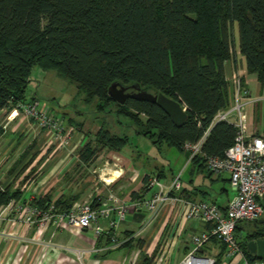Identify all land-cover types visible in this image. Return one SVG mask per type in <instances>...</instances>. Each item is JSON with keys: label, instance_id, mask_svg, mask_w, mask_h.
I'll use <instances>...</instances> for the list:
<instances>
[{"label": "trees", "instance_id": "1", "mask_svg": "<svg viewBox=\"0 0 264 264\" xmlns=\"http://www.w3.org/2000/svg\"><path fill=\"white\" fill-rule=\"evenodd\" d=\"M236 50L264 96V0H0V110L38 100L26 95L37 69L56 72L76 85L85 102L96 101L97 119L113 115L121 126L125 118L135 134L155 146L184 152V144L197 143L208 130L203 157L188 162L192 186L195 172L210 173L204 157L222 158L234 144L237 127L213 120L232 104L225 64L234 61ZM112 83L162 93L186 108L187 119L176 127L156 103L128 99L119 105L107 92ZM94 137L93 144L78 151L84 165L104 151L120 153L129 143L126 134L110 130L104 121ZM153 175L165 177L162 170ZM147 191L143 186L142 194ZM198 193L202 200L217 203L198 187L188 191L182 186L177 196L194 200ZM80 194L56 199L45 194L24 204L42 211L52 205L53 214H66ZM132 196L136 200L138 195ZM22 198L20 190L0 183V208ZM247 224L252 229L244 232L239 224L235 230L238 246L246 261L264 264L246 248L249 241L264 237V214ZM211 242L219 244L215 264H222L225 246L216 239Z\"/></svg>", "mask_w": 264, "mask_h": 264}, {"label": "crops", "instance_id": "2", "mask_svg": "<svg viewBox=\"0 0 264 264\" xmlns=\"http://www.w3.org/2000/svg\"><path fill=\"white\" fill-rule=\"evenodd\" d=\"M228 75H231V78ZM235 75L244 80L247 101L251 96L249 91L250 82L256 84L258 96L261 94L256 78L246 73L244 60L239 55L238 50L235 52L234 61L225 64V76L229 84L231 80L233 83ZM30 86L36 91V83L33 77H31ZM31 97L36 98V92L35 96L33 93ZM234 97L232 92L233 100L229 109L234 106ZM259 98L264 99V96ZM246 99H244V103L247 102ZM65 124L63 123L64 127ZM69 125L71 127L67 128L66 131H70V136L74 130L72 124ZM247 134L260 135L262 131L250 122ZM45 135H47L46 132L37 130L34 120H28L20 111L14 109L0 110V183L11 185L15 191L20 190L24 199L38 198L45 194H51L52 198L56 199L60 196L75 194V192L71 194L59 193L61 188L56 190L53 189L55 186L51 187L54 173L56 171L57 174L62 173L69 163L59 160L58 155H54L61 148L53 137L54 143L52 140L48 141L45 148L46 151L50 150L48 155L52 154L51 157L48 158L42 151L40 152L39 143L37 144L35 141L37 137L39 139V137ZM48 138L50 137L48 136ZM76 147L77 145H74L70 149V154ZM109 153H112L115 156L114 158H122L120 153ZM78 162L84 165L79 159ZM24 167L25 171L21 173ZM204 175L212 181L229 184L227 174V177H225V174L216 175L214 173H205ZM140 176L138 172H132L130 180L137 181V183L126 194H122L124 196L120 199L134 200L132 196L134 193L138 195L135 197L137 199L151 197L152 193L149 189L145 195L142 194L143 186L146 187V184L144 185L142 182L145 175ZM139 177L140 179H138ZM105 181H108V179ZM122 182L123 179L117 180L114 187L120 188ZM192 187H198V189L206 191L201 189L200 186L193 185L185 187V189L189 191L192 190ZM206 192L208 193L207 197L212 198L210 193ZM225 194V198L219 193L214 194L219 206L225 207L233 195ZM80 195L77 202L83 200L81 198L84 192L83 194L81 192ZM94 198L89 202H92ZM202 198L201 194L198 193L194 200L190 201L202 200ZM164 208V206H160L155 213L141 212L131 215L120 223L115 233L116 237L120 240L130 239L122 245L123 247L113 245L110 235L114 232L108 228L106 219H99V225L104 228V235L94 241L91 229L78 230L68 226L64 220L58 221L56 225L50 224L46 228L38 229L26 226L17 220L14 221L12 215H5L0 220V264H180L190 251V237L202 232L204 225L196 221L182 222L180 220V208L175 210ZM66 249L90 252L80 261L77 260L74 252L66 251ZM95 249H97V252H91ZM123 251H125L124 254L120 255ZM219 253V244L212 242L199 250V254L205 257L216 258ZM179 255L183 257L178 263H175ZM238 261V264H240L239 258L226 263L224 259L222 264H235Z\"/></svg>", "mask_w": 264, "mask_h": 264}, {"label": "built area", "instance_id": "3", "mask_svg": "<svg viewBox=\"0 0 264 264\" xmlns=\"http://www.w3.org/2000/svg\"><path fill=\"white\" fill-rule=\"evenodd\" d=\"M236 104L228 110L218 112L214 122L225 121L234 124L238 131L234 144L229 147L224 157H204L206 170L216 175L227 174L230 188L234 192L226 206L219 207L217 203L207 200L190 201L177 196L182 183L180 175L173 177L168 185L160 182L158 176L150 174L147 179V188L153 190L148 199L125 200L120 199L111 192L105 197L96 194L95 206L89 201L74 203L66 214H53V206L42 211L34 206L24 204L31 201L28 198L14 201L0 208V220L5 216H11L15 221L29 227L38 229L46 228L50 224L56 225L64 220L66 224L78 230L91 229L93 239L97 241L104 235V228L99 225V219L108 221V228L114 234L110 239L115 247H120L130 239H118L116 230L120 223L129 216L141 212L155 213L160 206L165 208H180V220L182 222L196 221L209 226L190 237V251L180 264H215V258L205 257L199 254V250L216 239L225 246L224 258L226 261L240 259V264L249 263L245 260L238 246L235 230L239 224L251 223L260 219L264 214V133L260 135H248L247 116L242 111L245 103L240 101L247 97V91L241 86L240 78L234 76ZM184 109H186L183 106ZM14 110L20 111L28 120H34L39 132L50 134L62 149L70 142V131L65 132L63 122L55 119L49 112L40 108L38 100L21 104ZM208 134V130L201 139L194 144L186 143L183 146L188 153V162L195 156L203 157L202 144ZM63 144V145H62ZM109 185L110 183H106ZM164 208V209H165ZM75 253L77 260H83L90 251L69 250ZM97 252V249L91 250ZM239 261L235 264H238Z\"/></svg>", "mask_w": 264, "mask_h": 264}, {"label": "rangeland", "instance_id": "4", "mask_svg": "<svg viewBox=\"0 0 264 264\" xmlns=\"http://www.w3.org/2000/svg\"><path fill=\"white\" fill-rule=\"evenodd\" d=\"M231 75H228L230 77ZM239 78L238 75H235ZM36 83L34 91L30 86L27 88L26 95L30 98L33 93L40 103V108L49 112L55 119L61 120L65 124V132L67 128L71 126L74 132L70 135L69 146L58 150L54 155H58L59 160L69 163L65 170L57 174L54 173V180L51 183V187L55 186L59 193L71 194L72 192H84L81 199L89 201L96 197L99 193L101 197H105L109 192L122 198L126 192L133 188L137 181H131L132 172H138L141 176L154 174L157 171L162 170L165 174L164 178L160 179V182L168 185L173 177L180 175L181 183L183 187H190L188 184L190 180V169L192 166L188 164V158H186L185 152H181L174 147H169L163 144L161 147L155 146L151 141L143 136L135 134L133 129L129 127L128 121L125 118L121 119L122 125H118L113 115H103L100 118H96L94 113L93 103L85 102V96L80 92L76 85L70 83L67 79L59 76L56 72H44L35 69L32 75ZM231 78V77H230ZM230 87L233 94H235L234 84L232 80ZM257 86L255 83H249V91L251 96L246 98L245 105L242 111L247 116V123L252 122L253 126L258 128L264 133V99L262 93L258 96ZM235 98V97H234ZM244 99L240 103L244 104ZM236 104V101H233ZM107 116V117H106ZM98 117V116H97ZM105 117V118H103ZM100 121H104L105 125L110 130L117 132L118 134H126L129 138V143L124 146L120 151V157L113 156L112 153L104 151L101 153L91 164L82 165L78 162V151L87 143H94V135L96 134ZM36 138L35 141L39 143L38 148L48 158L50 150L46 151V145L48 141L53 138L50 134ZM40 135V134H39ZM48 136L50 138H48ZM81 138V139H80ZM80 139V140H79ZM57 139V144H58ZM55 141V140H54ZM53 141V143H54ZM51 144V143H50ZM52 145V144H51ZM77 145L74 151L70 154V149ZM70 161V162H69ZM63 163V162H62ZM65 163V162H64ZM63 166V164H62ZM44 167V166H43ZM44 170V169H43ZM133 170V171H132ZM140 176V177H141ZM140 177L138 179H140ZM225 177L227 175L225 174ZM108 179V181L105 180ZM122 180L120 188H115L117 180ZM193 186H200L201 189L208 191L211 197L214 199V194L223 195L225 198V192H221L222 188L227 190L228 195H234V192L230 188V184L223 183L221 181H212L203 173H195L192 177ZM106 183H110L107 185ZM153 193V190H151ZM119 194V195H118ZM122 196H121V195ZM232 195V196H233ZM252 229L251 224L243 223V230ZM245 237V235H243ZM242 237V238H243ZM125 251L121 252L123 255ZM183 256H178L175 263H178ZM226 263L228 261L225 260Z\"/></svg>", "mask_w": 264, "mask_h": 264}, {"label": "water", "instance_id": "5", "mask_svg": "<svg viewBox=\"0 0 264 264\" xmlns=\"http://www.w3.org/2000/svg\"><path fill=\"white\" fill-rule=\"evenodd\" d=\"M128 89L132 91L126 93ZM107 92L109 97L119 105H124L128 99L156 103L176 127L182 126L187 119L186 109L180 103L165 97L162 93L152 94L141 89L138 85L121 86L119 83H112ZM185 155L188 158V153H185ZM246 248L250 254L264 259V237L249 241Z\"/></svg>", "mask_w": 264, "mask_h": 264}, {"label": "flooded vegetation", "instance_id": "6", "mask_svg": "<svg viewBox=\"0 0 264 264\" xmlns=\"http://www.w3.org/2000/svg\"><path fill=\"white\" fill-rule=\"evenodd\" d=\"M132 90L131 89H128L127 91H126V93H130ZM261 238V237H260ZM263 238V237H262ZM258 239V238H257ZM256 240V239H255Z\"/></svg>", "mask_w": 264, "mask_h": 264}]
</instances>
